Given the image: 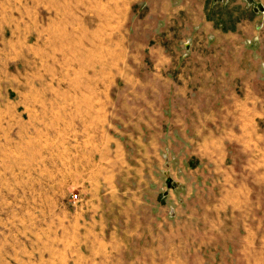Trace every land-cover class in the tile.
Returning <instances> with one entry per match:
<instances>
[{"label": "rangeland", "instance_id": "obj_1", "mask_svg": "<svg viewBox=\"0 0 264 264\" xmlns=\"http://www.w3.org/2000/svg\"><path fill=\"white\" fill-rule=\"evenodd\" d=\"M156 1L21 0L54 27L44 38L28 36L27 45L20 34L0 39V264L67 261L69 248L54 246V236L61 212L81 198L59 170L74 159L67 144L85 137L75 133L84 119L75 112L87 105L96 108L87 117L105 122L101 132L121 139L128 162L152 161L145 174L155 180L156 219L190 228V244L179 249L191 264H264V7L189 0L190 12L167 23L150 8ZM197 13L203 22L194 25L188 18ZM157 46L170 64H157ZM208 137L219 142L228 173L236 172L234 203L220 202L218 215L208 209L229 175L215 174L204 156ZM149 139L156 145L146 156L140 144ZM216 222L219 246L202 232Z\"/></svg>", "mask_w": 264, "mask_h": 264}, {"label": "crops", "instance_id": "obj_2", "mask_svg": "<svg viewBox=\"0 0 264 264\" xmlns=\"http://www.w3.org/2000/svg\"><path fill=\"white\" fill-rule=\"evenodd\" d=\"M11 1L0 0V39L5 41L7 38L18 37L20 34L23 39H27L24 40L27 45L28 36L34 35L36 39L38 36L44 38L45 33L53 29L54 26L45 27L43 16H41L42 20L38 16L33 18L34 7L24 6L21 0H13L15 3L12 5ZM74 1V3L77 2V0ZM260 1L264 7V0ZM190 7L192 4L189 0H161L152 2L150 6L153 12L163 15L167 23L181 20L183 13L190 12ZM105 8V17H108V6ZM193 15L188 19L194 25L203 22L202 13ZM101 16L103 17V13ZM30 17L31 25H28ZM20 23H23L22 26ZM194 35H202V33L193 32ZM23 47H25L24 44ZM217 50L226 51L223 48H217ZM235 50L236 48L233 49ZM151 51L156 55L154 59L157 60V64L163 61L162 66L170 64V58L163 57L160 46L152 47ZM72 99L76 102L82 100L80 97ZM94 109L96 112L95 107L87 105L79 107V112L76 110L75 113L81 116L84 114V119L81 123L83 128L79 132L76 130L75 133L85 137L67 144L66 147L70 151H75L74 159L69 160L59 170L61 176L59 181L67 183L68 187L77 188L81 198L80 205L61 212L58 219L61 224L56 228L59 235L54 236V240L57 241L54 246L59 244L60 247H65L66 251L69 248L65 264H191L192 257L185 258L181 254L182 250L180 252L179 249L190 244V228H187L185 223L174 227V224L166 219L163 222L156 219L157 211L159 213L160 210L156 203L155 180L154 176L150 175L151 170H148V175L145 174L147 166L151 169L152 161L144 157L128 162L121 139L115 135H109L106 130L101 132L99 127L105 122L87 117L94 113ZM72 124L73 121H70L69 125L72 126ZM147 143V146L140 144L142 147L140 150L146 156L151 148L155 150L156 140L152 142L149 139ZM200 144H202L204 156L211 157L209 162L213 164L214 173L218 176L221 173L229 175L226 183L228 186H223L218 204L208 209L209 212L218 215L222 212L220 202L234 203L237 190L231 184L236 182V179L232 178L236 172L233 170L231 175V172L228 173L221 164L219 142L215 138H205ZM202 152L200 151L201 156ZM170 181L172 183L171 178H165V186L167 182L171 184ZM140 189L142 192L139 191ZM166 190L171 191L166 186L163 198L169 195ZM147 197L154 201H146ZM138 207L142 208L138 209ZM165 211L167 212L166 208ZM205 228L202 230V232L206 231L203 237L213 242V246H219L222 238L221 224L208 223ZM245 243L246 255L252 256V251L248 252V248L251 249L253 243L251 235L246 236ZM218 259L220 258H214L213 263H216Z\"/></svg>", "mask_w": 264, "mask_h": 264}, {"label": "built area", "instance_id": "obj_3", "mask_svg": "<svg viewBox=\"0 0 264 264\" xmlns=\"http://www.w3.org/2000/svg\"><path fill=\"white\" fill-rule=\"evenodd\" d=\"M73 201H77L78 197L76 195L72 196Z\"/></svg>", "mask_w": 264, "mask_h": 264}]
</instances>
